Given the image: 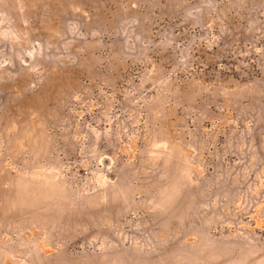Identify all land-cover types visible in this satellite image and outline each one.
I'll return each mask as SVG.
<instances>
[{"label": "rangeland", "instance_id": "obj_1", "mask_svg": "<svg viewBox=\"0 0 264 264\" xmlns=\"http://www.w3.org/2000/svg\"><path fill=\"white\" fill-rule=\"evenodd\" d=\"M0 264H264V0H0Z\"/></svg>", "mask_w": 264, "mask_h": 264}]
</instances>
